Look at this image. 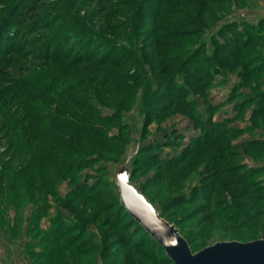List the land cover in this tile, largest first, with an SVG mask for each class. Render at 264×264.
I'll list each match as a JSON object with an SVG mask.
<instances>
[{"label": "rangeland", "instance_id": "374dc122", "mask_svg": "<svg viewBox=\"0 0 264 264\" xmlns=\"http://www.w3.org/2000/svg\"><path fill=\"white\" fill-rule=\"evenodd\" d=\"M34 1L0 57V264H141L131 174L195 252L262 239L264 0Z\"/></svg>", "mask_w": 264, "mask_h": 264}, {"label": "water", "instance_id": "95a60500", "mask_svg": "<svg viewBox=\"0 0 264 264\" xmlns=\"http://www.w3.org/2000/svg\"><path fill=\"white\" fill-rule=\"evenodd\" d=\"M132 176L118 180L121 205L158 242L173 264H264V237L251 242H217L194 252L180 230L130 185Z\"/></svg>", "mask_w": 264, "mask_h": 264}, {"label": "trees", "instance_id": "16d2710c", "mask_svg": "<svg viewBox=\"0 0 264 264\" xmlns=\"http://www.w3.org/2000/svg\"><path fill=\"white\" fill-rule=\"evenodd\" d=\"M28 0H10V2H6V4L4 6H0V51L3 49H5V54L3 56V54L0 56L1 60L4 59L5 57H7L8 55H12L14 53H16L18 48V44H17V39L18 37L23 35V30L19 23L21 22V19L24 20V14L22 13L23 10L26 8L27 9V2ZM40 0H35L34 3L30 6L29 9L31 8H35L36 6V2H38ZM68 0H62L61 4L63 2H67ZM26 3V4H25ZM51 6L53 8H55V4L52 3ZM36 10V9H35ZM59 17H61L59 15ZM25 21V20H24ZM47 22H49V20H47ZM52 21L49 22L48 25H44V29L45 31H52L54 24L51 23ZM23 31V32H22ZM22 32V35H21ZM249 28L248 27H244L243 32H241L239 29L234 31V34L236 35L235 37H237L236 41H233L231 44L237 49H242L244 50L245 48H247L248 46L252 45V41L251 38L254 35H251L249 33ZM6 46V48H4ZM46 46H49L50 51L53 48H57V45L55 43L54 40L50 41L47 43ZM236 49V50H237ZM227 51H223L224 54H228V55H232L234 57H238L240 55L237 54L231 49V46L226 49ZM91 51V49L86 46L83 47L81 46L79 51H77L78 56H76L74 58V62L75 63H88V62H93L94 57L91 56V53L88 54V52ZM57 52V51H56ZM63 52H61L60 50L58 51V53H55V55H53V57H47V59H59L64 57L65 54H62ZM88 54V55H87ZM50 56V55H48ZM141 156L138 157L137 160V166L135 171H137L141 166ZM252 169V168H251ZM254 172H253V171ZM251 171L245 172L240 174L239 176L241 177H248L250 172H253L254 175L260 173L262 171L261 170H256V169H252ZM251 173V174H253ZM248 174V175H247ZM250 174V175H251ZM240 177V178H241ZM241 180L239 179V182ZM255 185V190L253 191L254 195L259 193L260 191L264 192V183H259L258 181H256ZM186 193H182L181 195L177 196L176 199L173 201L174 203L176 202V200L182 198L183 196H185ZM121 205V204H120ZM173 206V205H171ZM206 209L208 210L209 208L212 209V207H209L208 205H205ZM121 208L125 210L126 214L132 219L133 224H135V226L138 228V230H141V232L139 234L136 235V237L132 240L127 241L128 246L130 247V255H136V257H138V259L141 261V264H173V262L169 259V257L167 256L165 250L158 244V242L156 240H154L150 234L147 233V231L137 222L134 220V218L127 212V210L125 209V207H123L121 205ZM164 217L171 221L169 217L166 216L165 212H163ZM132 226V225H130ZM240 226L244 227L245 223H241ZM264 226V223H263ZM264 230V229H263ZM59 231V230H57ZM190 244V243H189ZM191 246V244H190ZM192 250L195 252V249L191 246ZM144 250L150 251L152 252L155 256L157 255V257H152V258H147V260L144 258L143 252ZM131 258V259H130ZM133 256L130 257H126V259H124V264H136L135 261H132Z\"/></svg>", "mask_w": 264, "mask_h": 264}]
</instances>
